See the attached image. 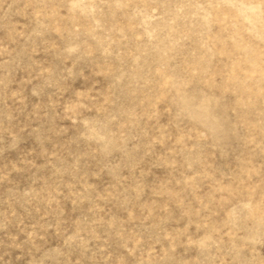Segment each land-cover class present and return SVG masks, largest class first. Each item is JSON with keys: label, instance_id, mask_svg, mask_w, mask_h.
<instances>
[{"label": "rangeland", "instance_id": "374dc122", "mask_svg": "<svg viewBox=\"0 0 264 264\" xmlns=\"http://www.w3.org/2000/svg\"><path fill=\"white\" fill-rule=\"evenodd\" d=\"M0 264H264V0H0Z\"/></svg>", "mask_w": 264, "mask_h": 264}]
</instances>
